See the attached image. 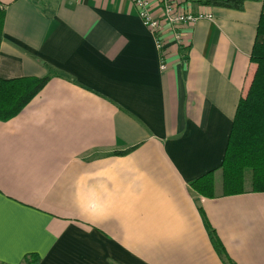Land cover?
<instances>
[{
  "label": "crops",
  "instance_id": "0c3cea01",
  "mask_svg": "<svg viewBox=\"0 0 264 264\" xmlns=\"http://www.w3.org/2000/svg\"><path fill=\"white\" fill-rule=\"evenodd\" d=\"M0 2V79L50 76L0 121L1 264H223L199 207L235 264H264V193L189 189L221 165L260 2L180 27L189 48L167 27L165 69L129 0Z\"/></svg>",
  "mask_w": 264,
  "mask_h": 264
},
{
  "label": "trees",
  "instance_id": "16d2710c",
  "mask_svg": "<svg viewBox=\"0 0 264 264\" xmlns=\"http://www.w3.org/2000/svg\"><path fill=\"white\" fill-rule=\"evenodd\" d=\"M209 8L242 11L246 2H260L261 12L256 37L250 53L255 71L246 95L238 101L225 153L220 167L209 171L189 183V189L207 199L237 196L245 193H264V0H187ZM5 6L0 2V44L3 38ZM189 48V46H186ZM50 76L0 79V121H7L21 110L43 89ZM251 173L249 189L245 183V171ZM219 177L220 191L215 190ZM211 245L223 264H235L204 212L198 208ZM25 264H38L36 254L24 257ZM1 264V263H0Z\"/></svg>",
  "mask_w": 264,
  "mask_h": 264
},
{
  "label": "built area",
  "instance_id": "2783aa9c",
  "mask_svg": "<svg viewBox=\"0 0 264 264\" xmlns=\"http://www.w3.org/2000/svg\"><path fill=\"white\" fill-rule=\"evenodd\" d=\"M136 8L137 15L143 26L155 39L160 67L165 69L164 47L167 43L164 30H172V38L177 44L186 46V38L178 31L182 26H191L201 20H213L211 8L191 4L187 0H129ZM196 6V9L193 8Z\"/></svg>",
  "mask_w": 264,
  "mask_h": 264
},
{
  "label": "rangeland",
  "instance_id": "374dc122",
  "mask_svg": "<svg viewBox=\"0 0 264 264\" xmlns=\"http://www.w3.org/2000/svg\"><path fill=\"white\" fill-rule=\"evenodd\" d=\"M250 179H251V173L249 170H246L245 171V183H246V185L250 182ZM216 183L217 184L219 183V177H217Z\"/></svg>",
  "mask_w": 264,
  "mask_h": 264
},
{
  "label": "snow or ice",
  "instance_id": "6c2138e0",
  "mask_svg": "<svg viewBox=\"0 0 264 264\" xmlns=\"http://www.w3.org/2000/svg\"><path fill=\"white\" fill-rule=\"evenodd\" d=\"M0 250H2V237H0Z\"/></svg>",
  "mask_w": 264,
  "mask_h": 264
}]
</instances>
